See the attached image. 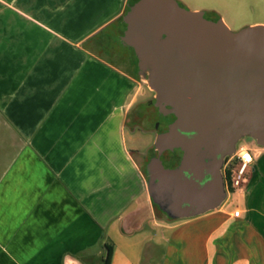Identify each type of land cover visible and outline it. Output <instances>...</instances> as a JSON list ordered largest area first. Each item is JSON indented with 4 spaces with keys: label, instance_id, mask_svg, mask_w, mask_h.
Returning a JSON list of instances; mask_svg holds the SVG:
<instances>
[{
    "label": "crops",
    "instance_id": "obj_1",
    "mask_svg": "<svg viewBox=\"0 0 264 264\" xmlns=\"http://www.w3.org/2000/svg\"><path fill=\"white\" fill-rule=\"evenodd\" d=\"M127 2L0 0V264H104L106 245L111 264H260L264 146L219 209L156 217L125 134Z\"/></svg>",
    "mask_w": 264,
    "mask_h": 264
},
{
    "label": "water",
    "instance_id": "obj_2",
    "mask_svg": "<svg viewBox=\"0 0 264 264\" xmlns=\"http://www.w3.org/2000/svg\"><path fill=\"white\" fill-rule=\"evenodd\" d=\"M120 43L133 49L156 105L175 120L155 139L148 190L174 218L217 210L228 197L222 168L243 138L264 146V25L233 31L177 0H128ZM181 149L174 168L162 155Z\"/></svg>",
    "mask_w": 264,
    "mask_h": 264
},
{
    "label": "rangeland",
    "instance_id": "obj_3",
    "mask_svg": "<svg viewBox=\"0 0 264 264\" xmlns=\"http://www.w3.org/2000/svg\"><path fill=\"white\" fill-rule=\"evenodd\" d=\"M179 1L187 9L206 12V17L211 20H214L213 18L214 11L219 13L221 18H223L225 23L233 31H239L248 26L264 25V0H179ZM127 11H125V13ZM132 72L135 81H133L132 93L128 102L131 104V105L129 104L131 106V109L126 119L125 134L127 140V147L130 150L137 151V153H135L136 158L138 159L139 165L145 174V166L147 161L149 160L148 158L149 154L146 157V153H149L153 147L154 134L151 132H144L145 130H141V126L139 125L138 122H136L135 108L141 102L146 101L149 98H152L153 94L155 93L148 86V78H149L148 75H139L138 72H136V68ZM252 146L254 147L257 146V143L252 138H243L239 142L237 146V150L240 147H246L249 151H251L252 148L254 149V147ZM143 154H145V159H143L142 157ZM236 169H237V165L236 168L234 169V172L236 171ZM234 174H236V172ZM247 175L244 178H246ZM243 181L244 180H242V183L237 187L238 189L242 187ZM227 199L225 200V202L227 201ZM229 208L232 209L233 206L230 205ZM141 238L143 237H134L132 240V242H134V244H132V249L134 251L132 253H130V251L128 252L130 253L129 256H131L133 259H136L138 256L141 257V252H140L141 246H139V242ZM110 239L113 245H118L120 247L122 253L127 250L125 249L124 246L125 243L120 242L119 236L116 234V232L111 233ZM101 253L103 256H105L107 252L104 249V251H101ZM255 257L256 258L259 257L260 264H264L263 254L260 253L258 257L257 256ZM97 260L100 261V257L97 256Z\"/></svg>",
    "mask_w": 264,
    "mask_h": 264
},
{
    "label": "flooded vegetation",
    "instance_id": "obj_4",
    "mask_svg": "<svg viewBox=\"0 0 264 264\" xmlns=\"http://www.w3.org/2000/svg\"><path fill=\"white\" fill-rule=\"evenodd\" d=\"M177 1L180 3L181 6H183L179 0H177ZM204 13H205V17H206V12H204ZM213 18L215 21H217L219 19H223V18H221L219 13H217L215 11L213 12ZM122 47L124 50H126L127 52L130 53V49H128V47H125L123 45H122ZM135 112H136V122H138L139 125L141 126V130H145L144 132H151L154 134L153 147L149 153H146V157L149 154L148 158L150 160L152 157H154L156 155L155 139H156L157 135L160 133H164L169 129L170 124L175 120V116L171 112L170 107L161 108V107L156 105L155 94H153L152 98H149L146 101H143L140 104H138V106L135 108ZM142 157H143V159H145V154H143ZM161 158H162L166 167L174 168L180 164V162L183 158V151L181 149H174L172 151L167 150L163 153ZM226 159H225V162H224V165L222 168V173H223V177H224L225 188H226L227 194H229V191H228L227 185H226L228 183L226 182L225 175H224V169L226 166L225 165Z\"/></svg>",
    "mask_w": 264,
    "mask_h": 264
},
{
    "label": "built area",
    "instance_id": "obj_5",
    "mask_svg": "<svg viewBox=\"0 0 264 264\" xmlns=\"http://www.w3.org/2000/svg\"><path fill=\"white\" fill-rule=\"evenodd\" d=\"M233 161L237 162L236 174H234L235 172L233 170L231 179L228 180L227 183L230 184L232 188L236 189L248 174L250 166L254 163V156L246 147H240L233 156H230L225 168ZM241 214L242 211L239 209L234 212L235 217H240Z\"/></svg>",
    "mask_w": 264,
    "mask_h": 264
},
{
    "label": "trees",
    "instance_id": "obj_6",
    "mask_svg": "<svg viewBox=\"0 0 264 264\" xmlns=\"http://www.w3.org/2000/svg\"><path fill=\"white\" fill-rule=\"evenodd\" d=\"M129 49L131 50V53L134 56L135 61L137 63V58L135 56L133 49H131V48H129ZM229 158L230 157H227L226 164H227ZM236 165H237V162L233 161L229 164V166L227 168L224 169V175H225L226 182L231 179L233 170L236 168ZM226 185H227V189L229 192L233 193L235 191V189L232 188L230 184H226ZM152 202H153V208H154V212H155L156 217H158L160 219H163V218H167V219H171V220L177 219V218L170 216L161 204H158V203L154 202L153 200H152ZM106 251H107V254H106V258L104 260V264H111L112 258H113V247L111 245H106Z\"/></svg>",
    "mask_w": 264,
    "mask_h": 264
}]
</instances>
